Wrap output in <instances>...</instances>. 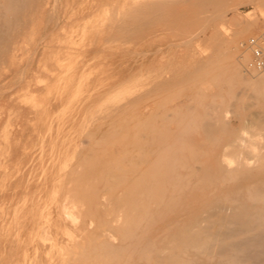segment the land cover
Returning <instances> with one entry per match:
<instances>
[{
  "label": "rangeland",
  "instance_id": "rangeland-1",
  "mask_svg": "<svg viewBox=\"0 0 264 264\" xmlns=\"http://www.w3.org/2000/svg\"><path fill=\"white\" fill-rule=\"evenodd\" d=\"M54 1L55 0H25V2H24V0H21L20 4H17V7H14L16 9V12H17L16 15L14 12H13L14 15L12 14V16L10 15L12 12H10L8 14L6 13L7 19L10 18V24L8 23L9 24L8 30H7V26L5 25L6 21H5V23L3 22V19L7 20L5 18L6 14H4V12L1 10V7H0V30L2 32L1 36L3 38L2 43H3L4 48L6 49L3 52V55L2 54L0 55V57H1L0 58V93H1V95H0V264H30V262H32L31 264H35L36 262L38 264H57L59 261H61V259H62L63 264H65L67 262V260L69 262H71L72 260L70 261V259H71L72 255H71V257L66 256L67 252H65V251H68V253L69 252L73 253V251H74V253H75V251H77L78 247H80V246H78L77 248L76 247L75 248L70 247L69 246L70 238H68V236H67L68 234L66 232L70 231L71 229L72 230L74 229L73 231H75L77 228H79V229H77L78 231L77 230L76 231L81 232L82 234L79 233V235L78 234L76 235V231H75V233L73 231H70L69 234L73 232L74 236H73V234H70V235L74 238L76 236L77 239H78L77 236H79V241L83 242V244H84V242H87V240H88L87 237L91 236L88 233L89 235L86 236V239L84 238L82 240V238H80V236L82 237V235H85V234H83V232L80 231V229H83L84 227L81 225V222H79L80 225L77 226V228L75 227L76 224L77 225L79 224V223H77L78 220L76 222V219H79V216L81 215V213H79V212L82 210H80V209H84V207L83 208L80 207L81 205H83L82 201H81L82 204H80L79 209H78V206H76V203H78V202H75V205H73L74 204L73 202L72 203L70 202L73 206H70V209L67 210L69 213L73 212L76 215L79 214L78 218H76L77 217L76 215L74 217L73 225L75 224V226H73L71 224V222H68V217H66L63 214L64 211L62 212V210L66 211V209L69 208L68 204H70L68 201H66L65 206H67V208L62 209L65 207V206L63 207V204H64L63 199L65 197L67 198L69 196L70 197L73 196V195L71 196L69 193L70 189L72 188L71 185L74 184V182H71V184L69 182L73 179V176L75 174V172H71V169L74 167V170H72V171H77L79 168L76 170V168H75L76 165L77 164L80 165L82 163V160L85 161L86 159L84 157L88 156L86 154H88L89 152L93 155V158H95V156H97V158H98L101 155L100 150L103 149L104 144L106 145L105 148L106 147L110 148L111 144L109 143L110 145H108L107 142H111V143L115 144V145L113 144V147H112V149L115 151L117 149L119 150V148L121 146H126V145L128 146L129 144L131 145V142L133 143V145H136V146H133V148H132V146H131V148H129L130 146L126 147V148H128L129 151L132 149H135L134 147H142V146L137 145V143H136L137 140H139V141L144 140L143 142L146 143L145 140H150V138H151L150 131L152 132L154 129H156V127L159 128L158 126H160V128H163V126H161L162 124L159 123V121H160L159 118H161V117H159V115L162 112V110L164 112L167 108L166 111L168 112V114L166 116L171 120L174 119V121L169 120V123L171 121L172 124H169V123L167 124L164 122L165 121L164 118L166 116L163 117V119H161L163 121V122L162 121L161 122L164 123L163 125L166 127V124H167V126L169 127V128L164 127L166 129L164 131H173V130H176V128H177V126H175L176 125L175 124L176 123L175 114L172 113L173 109L179 111V109L181 107L182 108L187 107V109L189 108L192 110L193 116L189 117L190 119L187 118L186 122L184 120L185 126H186V123H188L187 121H189V120L191 121L193 119L191 121V123L194 124V126L192 124H189L190 126L189 125L186 126V127L189 126V128H187V129H189V132L187 131L188 132L187 135L186 136L183 135V137H182L183 140L185 141V143L187 144V145L185 144L183 146L182 155L185 157L186 162L188 161V164L192 168L198 169V170L205 168L208 165H214L215 159H216V157H218L221 154L223 147H226L228 144H230V142L233 140V138L235 137L236 134H239L243 131H246V132H248V134L251 135L252 133L255 134L254 131L256 129H258V130H256V133H259V129L261 130V127L263 126L262 125L263 123H256L255 124L254 118H255V116L260 115L264 111V97H263L264 96V92H263L264 89L263 88H256L253 90V89L249 88L250 90L249 89L245 90L246 87H245L244 83L242 81H240L235 76L236 74L234 75L233 72H231L232 71L231 69H228V67L230 66L229 65L230 61L227 62V60H228L227 57H230V58H231V56L237 57L239 51L243 49L242 46H239L238 49H236L235 48L236 46L234 44H231L227 41L229 39V37L233 34V32L241 26V22L247 23L249 20L248 23H254V22L259 23V27L256 28L251 34H249L250 36L248 35V38L253 36L254 34L256 35L257 32L260 33L262 30H264V23L261 22L262 19L257 12L254 13V15L251 18H247L245 16L247 12L254 10L252 4H249V0H247V1L246 0H210V1H207V0H204V1L187 0L186 1L185 0L186 2H184V0H183V2H181L182 0H180L178 3H175V4L172 2L174 0H172L171 3H169L168 1H165V0H159L161 2L165 1V4L163 3L164 6L161 9V13L159 11L160 14L157 13L155 15V12H152L154 16L149 15L145 23L148 22L149 24H151L150 21H152V19L155 20V18L157 17L156 22H153L152 26L148 27V28L146 27L145 23H144L145 28H142V27H144V26H142L143 25L142 24L141 25L142 30L140 29V27H137L138 25L136 26V24H135L136 22L133 23V24H135L134 25L135 27L140 29L137 31L135 30L136 33L138 32L139 36L138 35L137 36L136 35L131 36V34H128V35H130V37L129 36L126 37V35H127L126 33H125L126 35L121 34L122 36L119 33H117V31H116L117 28H116L115 24H114L115 27L113 26L114 28L112 27L111 23H109V27H107L108 22L106 23L104 21V17H106L105 19H107V16H108V18H110L111 15L114 16L115 12H117V13L119 12V15L122 14L121 19H123V20L118 21L119 18L116 16H119V15L117 14V15H115L116 18H114L115 22H117V21L118 22H122V21L124 22L125 20H124L123 15L126 13L125 11L127 8V4L132 6L131 5L132 0H130V2H128L127 0H122V1L121 0H57L56 6L54 5L56 7V9L53 6ZM124 1H126L125 2L126 8L123 6L125 13L124 12L122 13V9H123L122 5H125V4H123ZM254 1L256 2V0H254ZM222 2H226V3H222ZM137 4H139V3H137ZM220 4H224V5H222L219 8V10H217V7H219ZM211 5L215 8V10H214V8H212ZM19 6H21V7L19 8ZM137 6L135 5V8H134V9L139 8L137 11L133 10V8H129V9L133 10V11L130 10L131 13L133 12V15L129 11V13L132 17L138 16L137 13H139L140 8L142 7V5H140V7L139 6L137 7ZM210 6H211V8H210ZM132 7H134V5ZM50 8L51 9L54 8V9L51 10ZM99 8H101L103 11L108 10V12H107L108 14L104 15L103 12L98 11V10H101ZM164 8H165V10H164ZM235 8H237V9H235ZM211 9L214 10L216 15L219 14V16H217V17L221 16L220 17L221 19L219 18L220 20L217 18L215 20L211 18L210 15L213 14V12H211L212 11ZM231 9H234L235 11H233ZM11 10L14 11V9H11ZM53 10H54L53 13H55L54 15H52ZM55 10H56V12H55ZM119 10H121V11H119ZM162 10H164L165 12ZM209 10H211V11H209ZM106 11H105V14H106ZM127 11H128V8H127ZM134 11H136L135 14H137V15H134ZM203 11H204V13H203ZM97 12H100V13L97 14ZM224 12L227 14H225V16L223 17ZM169 13H171L170 16L168 15ZM205 13H206V15L210 14L209 17L213 21L209 20L210 22L207 23L208 21L205 19H210V18L203 17V16H206V15H204ZM94 14L96 16L102 14V16H103L102 22L100 21L101 19L98 18L99 19L98 20ZM159 15H161V16H159ZM216 15L213 14L212 15L213 18H215ZM13 16H15V17H13ZM55 16L57 17V20H56ZM127 16H129L128 13H127ZM162 16L163 17L167 16L168 18L166 17L167 18L166 19L164 17L165 18L164 19ZM149 17H150V19H149ZM159 17H162V18H159ZM199 17H201V19ZM49 18H51V19H49ZM92 18L95 19L94 21H96V23L94 21H92ZM129 18H130V20H129ZM127 19L129 21H131L134 18L131 19V17H128ZM159 19H161V20H159ZM173 19H175V20H173ZM27 20H28V22H27ZM90 21H92V22H90ZM97 21H98V23H97ZM47 22H48V24H46ZM87 22L89 24L94 22L92 24V26L94 24H96V25L99 24V26H97V28L95 30V28H94L95 26H93V29H92L91 24L90 25L88 24L89 25L88 26ZM165 22L167 24H164ZM19 23H20V25H19ZM100 23H104V28H106V30H104L102 28L103 26L100 27V25H101ZM127 23H128V26L126 25L127 28L129 29V27H130L134 31V29H135L134 26L132 25V27H131L129 22H127ZM186 23H188V24H186ZM205 23L208 24L207 27L205 26ZM55 24H57V26ZM75 24H78V26H76ZM117 24L119 26L120 23H117ZM18 25H19V27H18ZM122 25L124 26V23H122L121 26ZM16 26H17V29H15ZM74 26H76V27H74ZM82 26L88 27V28H86V30H85V29H82L83 28ZM121 26H119V27H121ZM123 26H122V28H123L124 32L127 31V28L125 30ZM147 26H148V24H147ZM203 26H205L204 31L202 30V29H204V28H202ZM10 27H11V29L9 30ZM89 27L93 30V32L95 30V33H94L95 36H93L94 34L92 35L90 33L92 30H90ZM98 27L101 29V31H98L99 30ZM80 28L83 30V32ZM107 28H109L108 29L109 31H107ZM84 30L86 31V34H84V32H85ZM117 30H120V28ZM171 30H173V32ZM201 30H202V32H201ZM7 31H8V33L5 34ZM87 31H89L88 35H87V33H88ZM255 31H257V32H255ZM119 32L121 33L122 31H119ZM103 33H104V35H103ZM131 33H133V32H131ZM74 34L75 35L77 34L76 36H79L78 34H80V35L84 34V36H83L84 39H85V37L88 38V40H87V38L85 39L87 42L89 40H92L91 42L89 41L90 43L88 42L90 45L85 40H84V42H86L87 45H85L86 43L82 42V40H81V39H83L82 36H80V39L77 38L76 36H73L74 40L76 38L77 41L79 43H81L79 45L84 46V49H83V46H82V49L81 48L78 49L79 45L76 44L77 46L74 48L75 43H77V42L72 41L73 40L72 35H74ZM107 34H109V35H107ZM214 34L221 36V37H219L220 38L219 41H217L213 37ZM85 35H87V36H85ZM88 36H90L91 38ZM107 36H109V38ZM111 36H113V37H111ZM125 38H127V39H125ZM110 40L112 43H117V44L112 45V43H111L109 45L108 43H110V42H108V41H110ZM121 40H122V42H120ZM245 40H247V39H245ZM188 41H190V42H188ZM242 41H244V40H242ZM242 41H240V42H242ZM5 43H7L6 46H5ZM181 43H182V45H181ZM179 44H180V46H179ZM230 44H231V46L229 48H231V49L228 48V46ZM169 45L171 46L170 48H169ZM174 45L178 46V48L176 49L175 48L176 46H174ZM228 50H229V52H228ZM6 51H7V53H6ZM133 53H134V55H133ZM144 54H145V56H144ZM212 55H213V57H212ZM218 55L220 57H218ZM76 56H77V58H76ZM209 56L211 57L210 58V65L212 64L213 66L212 65L211 66L205 65L209 61V59H207V57H209ZM216 57H218L217 58V60H218L217 67H216V63H215L216 61L214 62V59ZM212 58H213V60H212ZM214 63H215V66H214ZM245 65L246 64H244V63L240 64V67H242V68L241 69L239 68L240 69L239 72L241 71V73H242ZM200 66H203L204 69L206 68L205 72L207 71V73H209V71H210V76L213 78V83H212V85L214 86L212 88L213 90L210 88H207V87H210L209 83H208L209 85H206V87H205V84L203 85V87H201L202 85L195 80H194L195 83H197V85L199 84L201 86L197 87L196 84L192 85L193 83L191 84V82L189 84V81L191 79H189V81L187 83V84H189L188 85L189 87L187 86V84L185 82H183V83L186 84L187 87L183 86V83H181L182 84V87H181V84H180V82H178V80L181 81V79H183V80L186 79L187 74L194 73V70H196L195 68L198 69V67H200ZM209 66H210V68H209ZM203 67L199 68V69H203ZM226 68L228 70H226ZM211 70H213L212 73L219 72V74L216 73L217 77H215V75L212 76L213 74H211ZM198 71H200V70H197V72ZM229 71H230V75L233 74L235 77H233V75H231V77H232L231 78L229 75ZM205 72H204V70H202L199 73L202 75L203 74L205 75L206 74ZM199 73H197V74L200 75ZM223 73H224V75H223ZM226 74L228 77L225 76ZM166 75L168 76L169 79L166 77ZM202 75H201V77L200 76H197V77H200L202 79V77L204 76V75L203 76ZM221 75H223V77ZM206 76H204V77H206ZM247 76H248V74H247ZM211 77H209L205 81L208 82V80ZM226 77H227V79H226ZM188 78H192V80H193L194 77H191V75H190ZM212 78L209 80V82H211ZM18 79H21V80H18ZM163 79L168 84L165 83L163 81ZM195 79H196V77H195ZM198 79H196V80H198ZM215 79H217V80L223 79V80H220V82H225V84L217 82ZM230 79H231V83L229 82ZM176 81L178 82V84H180L179 86H178V84L175 83ZM214 81L216 82L215 84H214ZM173 83H175L176 86H174ZM201 83H203L202 80H201ZM217 83H220V86H222V88H220L219 85L215 86ZM1 85H2V87H1ZM78 85H80L79 88L81 90V93L73 102H69V99H70L72 92L76 89V87ZM226 85H228V86H226ZM156 86L158 88H156ZM190 86L191 87L193 86V88H195V86H196V89L192 90L190 88ZM167 87H169L171 89L174 87V93L176 92V87L178 88L177 90H179L180 89L179 87H181L180 93L182 96L178 95L179 91H177L176 95L180 96V98L175 96V94H173L175 97H173L171 95L172 98L171 97H165V96H169V93L170 94L173 93V89H172V92L169 91V93L167 91L171 90V89L168 88L166 91L164 89H162V88H167ZM183 87L184 88L186 87L188 89H186V88L183 89ZM228 87H230L229 91H228ZM199 88H200V91H199ZM149 89H151V90H149ZM161 89H162L161 92H163V94L165 95V96L163 95V98H162V96L161 97L157 96L159 94L162 95L161 93H159V94L155 93L157 90H158L157 92H160ZM189 89H191V91H192V92H189L190 95L188 94V91H190ZM217 89H218V91H217ZM123 90L126 92L125 94H123V97H124L123 101L124 102L121 100L122 104H119L118 100L116 99L115 101L117 103L115 101H114V103H112L113 101H111V100L114 99L113 95H115L117 92H123ZM184 90H185V92H184ZM196 90H197V92H196ZM132 92H134V93H132ZM142 92L143 93L146 92V93H144L146 95H148V94L150 95V92H152V95H150V98L149 97H147V98L153 99V96H155V99H156V97H158V101L154 100V103H153V100H151V102H152L151 103L150 100L149 101L147 100L149 102L148 103L146 101V98L144 97L143 102L142 101L138 102V100L142 99V98L141 99L139 98L143 94ZM130 93H132V94H130ZM153 93H155V94L153 95ZM166 93L168 95H166ZM194 93L196 94L197 98L195 95H193ZM185 94H188V95H185ZM218 95H220V96H218ZM125 96H128V97H125ZM129 96H131V97H129ZM183 96H186V98ZM189 96H191V98ZM215 96L221 97L220 99H223L222 104H221V100L216 98ZM236 96H237V100L234 102V97H236ZM164 97L166 98L165 99L166 101H164ZM202 97H204V99ZM231 97H232V99H231ZM211 98H216V99H211ZM161 99H163V101ZM243 99H244V101H243ZM160 100L162 101L161 102L162 104L160 103ZM171 100H172L171 105L170 104L167 105L166 103L167 102L170 103ZM195 100H197L198 103H196ZM212 100L213 101L215 100L214 101L215 105H220V106L222 105V106L221 107L218 106V108H216L215 110H214V108H215L214 107L213 108L214 111L211 110L212 109V108H210L211 106L210 107H208V106L212 105V102H213ZM125 101H126V103L130 102L131 105H128V104L127 105L129 108L131 106H133V109H132V107L129 109L127 107V105H125ZM144 101L148 105L147 104L146 105L138 104L141 102H142V104H145ZM156 102H159V103H157L158 106H156ZM111 103L114 105L111 106L110 105ZM195 103H196V105H195ZM134 104H136V105H134ZM229 104H231L233 106L230 107ZM121 105H125L126 108L124 106L121 107ZM150 105H152V106H150ZM169 105H170V107L168 108ZM113 106H114V108H115V106H116V108H118L117 106H119L120 108H118V109L115 108V111H114V109H112ZM135 106L138 107V110H136L137 107L134 108ZM153 106H155L154 107L155 109L153 108ZM162 106L166 107L165 110H164V108H162ZM212 106H214V105H212ZM159 107L162 109V110L158 109L159 111H157V118L159 117L158 118L159 121L156 123L157 124L159 123V125L154 126V129H151L150 131H149L150 128L148 129L147 128L148 126L147 127L145 126V124L148 121L147 122L143 121V117L138 118L141 121L146 122L145 124L143 123V124L139 125L140 121L138 123V120L136 118H134L135 115L137 113L140 114V112L143 113L142 116H144V117L147 116L146 114H148V113L150 114V112L152 115V114H154V113H152V110L154 109L153 110V112H154ZM142 108H144V109H142ZM150 108L151 109L153 108V109L151 110ZM182 108L180 110H182ZM126 109H128L129 113L127 111L128 114L125 112L124 113L125 115H123V112ZM145 109L147 111H149V110L150 111L149 112L144 111ZM206 109H208L211 112L213 111L212 113L210 112L212 117H213V115L216 114L214 119L212 118L213 123L215 124L216 128L213 131L214 133L213 132L211 133L213 136L210 135V137H209L210 139L209 138L207 139L205 137V135L202 132L203 128L201 126L202 122L204 120L203 111L205 112ZM108 110L110 111V113L108 112ZM112 110L114 111L115 114L113 113ZM121 110H123V112ZM130 110H133L134 112H131ZM227 111H229V112H227ZM169 112L172 115H169ZM217 112H218V114H217ZM130 113H132V114H130ZM129 114L131 116H129ZM139 114H138V117L141 116V114L140 115ZM149 114L147 116L148 118L150 117ZM227 114L230 117L229 116L227 117ZM107 115L108 116L110 115V117H108ZM117 115H118V117H117ZM119 116H121V117H119ZM113 117H115L116 120L117 119H119V120L123 119L124 122L126 123V124L124 123L125 127L122 123L123 120H122V122L121 121L119 122V120H118L119 123L115 124V122L117 123V121L114 120L115 118L113 119ZM129 117H130V119H128ZM152 117L153 116H151V118ZM216 117H218V118H216ZM98 118L100 119V121H102L101 124H104V125L111 123L112 121L110 119H113L115 121V122H112V123H114V125L112 123H111L112 125H110V124L109 125L112 127L113 132L116 131V130H114L115 129L114 126L117 128L118 126H116V125H119V130L116 131L118 134L117 133H116L117 135L113 134L111 131L112 129H110L111 127H109V125H107L108 126L107 134L108 135L106 133L104 135L103 132H105L104 130L106 129L105 127H107V126L106 125H105V127H104V125L101 126ZM155 118H156V114H155L154 119ZM92 119L93 120L97 119L98 125H100V126H98L96 124L97 122L93 123ZM106 120H107V123H106ZM108 120H110V122ZM144 120H145V118H144ZM152 120H153V118H152ZM166 120H168V119H166ZM154 121H157V120H154ZM121 123H122V125H121ZM149 124H151V123L149 122ZM253 125L257 126V128L254 127ZM258 125L259 126L261 125V126L259 127ZM120 126H123V127H120ZM127 126L128 127L131 126V130L133 128H137L139 126H142L141 128L140 127L138 128L139 130L137 129L139 132L138 135H140V137L136 133L137 130L135 131L134 134L128 132L129 128L127 131L126 130ZM179 126H181V125H179ZM182 126H181V128H184ZM4 127H6V128H4ZM99 127H101V128L104 127V129L102 130ZM194 127L197 128L198 131L194 130L195 129ZM247 127H249V128H247ZM120 128H121V130H120ZM151 128H153V126ZM167 128H168V130H167ZM92 129L94 131L97 130L98 132H100V134H98L96 132L97 134L95 133L96 136L94 134L93 139L91 137V139L94 141V143H93V141H91L89 139L90 137L87 138L88 136H86V140H84L85 139L84 135L85 134L88 135V131L90 134H93V133H91V132H94ZM124 129H125V131H124ZM263 129L264 128H262V130L260 131V135H261L260 137L257 136L258 134L257 135L255 134V136L252 139H255L258 137L261 138L262 137L261 133H262ZM143 130H145L146 135L141 136V135H143V133H141ZM84 131H87V132H84ZM118 131L120 132V135L123 134V136L124 135H126V136L124 138L122 135L119 136ZM121 131H124V132L121 133ZM132 131H134V129ZM101 133H103V136H105L104 137L105 139H109L112 136V138H111L112 140L111 141L110 140L109 141L108 140L103 141V139H102L103 143L104 142L105 143L103 145H100L101 144V139H100L101 137L99 135H101ZM263 133H264V131H263ZM129 135H131L135 139L131 138ZM133 135H135L136 137ZM108 136H110V137H108ZM115 137H117L118 140L121 138L124 140L127 137V139L129 138V141H127V139H126L122 143L119 141H115V139H116ZM130 139H133L135 141H133V140L130 141ZM206 139L209 141H207ZM212 139L215 140L216 143H218L217 144L218 146L215 145L216 143L214 145H211L212 141H213ZM96 140H98V142L99 141L100 142L98 143V142H96ZM91 142L93 143V145L95 143L97 145H94V147H93ZM116 142L121 143V146H117L118 144H116ZM128 142H129V144H128ZM81 143L85 147L81 146ZM125 143H127V144H125ZM145 143H144L145 147H142L143 149L146 148ZM201 143H202L203 147H201L202 146ZM203 143L204 144L207 143V144L204 146ZM90 144H91V148H90ZM190 144L195 145L194 152H192V154L194 153L193 155L197 156L195 158L191 157V158H194L192 160V162L190 161L191 160L190 159L191 153L189 155ZM198 145H200V147H198ZM80 146L84 148V149L82 148L83 149L82 151H84V152L81 153V154H83L82 156L80 154V156H79L80 158H79L77 156L78 152L76 153L75 149H77L79 151ZM95 146H99V147H95ZM115 147H119V148L115 149ZM86 148H88V149H86ZM108 148H107L108 151L112 150L111 148H110L111 150ZM123 148H120V150L122 152L120 150L116 151L117 154L121 153V154H119L121 156H118L119 158L120 157L121 158L116 159V160L118 162H119V160H122L121 161L122 165H123V158H122V153H123L122 149ZM199 148H201V149H199ZM228 148H231V147L228 146ZM143 149H142V151H144ZM96 150L97 151L99 150L100 152L96 153L95 152ZM107 150H105V151H106V153H108V157L110 156V158H111V157H113V155L115 157L116 153L113 152V154H112L110 152L112 155L111 156L109 154V152H107ZM137 150H138V148H137ZM187 150H189V151H187ZM105 151H102V152L104 153ZM126 151H127V149H126ZM227 152H229V155H233L230 153V152H232L230 149H228ZM79 153H80V151H79ZM106 153H104V154H106ZM130 153H131V151H130ZM206 153H207V156H204ZM73 154H75V155L73 156ZM91 154H90V158L92 157ZM142 154L143 153H141L139 155L141 156ZM200 154L201 155L204 154L203 155L204 157L202 156L201 159H200V156H201ZM134 155H135V153L133 154V157H135L134 159L136 160L137 158ZM76 156L78 159H76ZM130 156L128 155V159ZM72 157H74V158H72ZM101 157H102V155H101ZM101 157L98 158L101 162V163L99 162V166L102 165L104 162L105 163L108 162V161L107 162L103 161L104 159H107L108 157H106V158L105 157L101 158ZM114 157H113V160H114ZM145 157H147V156H143V158H144L143 160H144V163H145V161L147 163L148 159H145ZM70 159H72V160L70 161ZM73 159H75V160H73ZM98 159H96V160L99 161ZM101 159H103V160L101 161ZM111 159L108 158V160H111ZM139 159H140V157H139ZM76 160H78V161L76 162ZM143 160L141 162H139L138 164L140 165L141 163H143ZM73 161H74V163H73ZM117 161H115V162L118 163ZM125 161L127 163V161H129V160H125ZM149 161L150 162L152 161V157ZM133 162L132 163L128 162L127 164L124 163V165L126 164L127 165L126 167H129V166L134 167L135 164L133 165ZM89 163H91V162L89 161ZM93 163H97V162H93ZM113 163L114 162L110 163L111 165H108V168L109 167L114 168V170L112 169V172L115 173V170L118 171V167L119 166L121 167V164L118 163V167H117V169H115L116 166H114ZM195 163L198 165H193ZM61 164H65V167L60 168ZM128 164H130V165H128ZM154 164H155V161H154ZM82 165L80 166V168L83 169ZM86 165H87V163H86ZM90 165L91 164H89V167H91ZM103 165H105V164H103ZM106 165H105V167L107 168ZM142 165L143 164H141L140 166L142 167ZM199 165L201 167L200 169L198 168ZM143 166L144 167L142 168V170L144 168L147 169L149 167H152V164H151V166H147V167L145 165H143ZM77 167H78V165H77ZM86 167H84V168H86ZM139 167H135V168H133V170L134 169L137 170V169H139ZM99 168L100 167H98L97 169L99 170ZM103 168H101V169H103ZM108 168H107V170H108ZM89 169L90 168H88V170ZM79 170L81 171V169H79ZM120 170H122V169H120ZM125 170H122V171L126 172ZM92 171L93 170H91V172ZM95 171H93V173H92L93 175L95 174L94 176H96ZM122 171H120L118 173H122ZM139 171L140 170H138L137 172H139ZM69 172H70V174H69ZM99 172H100V170H99ZM143 172H144V170H143ZM71 173L73 175L72 178H71ZM142 173L139 172V174H140V177L138 176L139 178H141ZM65 174H66V176H68L67 177L68 183H65L67 180L66 177L65 178L63 177ZM76 174H78V173H76ZM85 175L83 177H81V180H83V182L86 181L88 184H90V182H94L92 184L93 188H95L94 187L95 183L98 182L99 184L96 185L97 189L100 191V192H98V194L100 193L102 195L101 189H104L103 186L108 184V183H106L108 177L104 178L103 176H99V177H103L104 180L106 179L103 182L101 181V185H100V182H99L100 178H99V181L97 180V182H95L96 178H93V179H95L94 181H92V179H91V181H90V179L86 180V178L84 179V177H86ZM99 175H101V174H99ZM69 176H70L71 180H70ZM87 176H90V172H89V175H87ZM77 177L80 178V176H77ZM96 177H98V173H97ZM109 178H111V177H109ZM109 178H108V180L111 181V179H109ZM134 178H135V176H134ZM114 180H115V178L113 179V181ZM132 180H133V177H132ZM129 181L131 182V180H129ZM76 182L77 181H75V183ZM126 183H125L126 186L132 185L129 182H128L129 184H126ZM133 183H134V181H133ZM84 184L85 183L81 182V186ZM116 184H117V182H116ZM194 184L189 183L186 185L187 186L190 185V187H198L199 186L198 182L194 183ZM98 185H100V186H98ZM118 185H120V184L118 183ZM118 185H117V187H115V189H117V190H118ZM65 186L66 187L71 186L70 189L68 188V190H67L68 192H66V190H63V189H66ZM75 186H76V188L78 187L77 183ZM119 187L121 188L123 186H119ZM155 187H156V185H155ZM168 187H170V186H168ZM52 189L55 190V193L53 195L51 194ZM71 190H73V189H71ZM78 190H79V188H78ZM86 190H88V189H86ZM96 190L92 191V193L97 192ZM104 190L106 191L107 189L105 188ZM61 192H63V193L59 195V193H61ZM64 192H66V193H64ZM71 192H73V191H71ZM112 192L115 193V191H112ZM79 193H81V191ZM84 193H88L90 195L89 192H84ZM106 193H107V191H106ZM100 194L98 196L99 199L104 200V198L103 199L100 198L101 197ZM108 194L109 193H107V195ZM62 195L64 196V198ZM166 195L168 196V195H170V193H167ZM202 195L203 194L201 192L195 191V192H189L185 196L193 199V198H198ZM204 195H207V193L205 192ZM75 196H77V195H75ZM108 196H111V195H108ZM70 197H69V199L67 198L65 200H71ZM73 198L76 199L74 196H73ZM87 198H88L87 200L85 198V202L83 201L84 203H86V201L88 203L90 201H92V200L88 201L89 198H91V197H87ZM62 202H63V204H62ZM90 203H89V206L92 205V208L90 207L91 214L88 213L87 215H89L91 218L92 213H93V215H94V213H97V215H99V217L96 215V218L99 221L101 220L100 225L103 224L101 222H104L106 219V215L104 216V211H106L105 210L106 208H104V210L101 209V210H97V212L96 211L94 212V210H96V208L94 209V206H93L94 203H92V204H90ZM86 204H85V208H86ZM108 205H110V204H108ZM15 207H17L16 210H14ZM73 207H75L76 209H78V211L79 210L80 211L77 213ZM108 207L109 206H107V209H108ZM87 208H88V205H87ZM84 210H85V214H86V211H88V210H86V209H84ZM70 211H72V212H70ZM15 212H16V214H14ZM105 213H108V211ZM103 216L105 217V219L103 218ZM66 218H67V221H66ZM92 219H94V218H92ZM95 219H94V221H96ZM15 220H16V222H15ZM82 220H83V218L79 219V221H82ZM69 221H72V220L69 219ZM85 221H88L87 217H86V220L84 219L83 222H85ZM90 221H92V220H90ZM15 225H16V228H15ZM93 225H94V222H93ZM44 226H46V227H44ZM46 228H47V230H46ZM68 229H70V230H68ZM91 229H94V227L91 226ZM42 230H43V232H42ZM35 234L37 236L32 237L33 235L35 236ZM48 235H49V237H48ZM41 237L45 238V240H41ZM46 238H48L47 239L48 241L46 240ZM84 240H86V241H84ZM45 241H47L48 244ZM62 241H63V243H62ZM64 241L67 244L66 243L64 244ZM60 244H61V246H62V244L64 245L63 248L60 247ZM80 244H82V243H80ZM67 246L70 249L72 248L71 249L72 251ZM81 246H84V245H81ZM35 249H37V250H35ZM87 249H86V251H87ZM47 250H49V251H47ZM35 251H36V253H35ZM63 252H64V254H62V255L68 257V259L64 258V256L61 257V253H63ZM70 253L68 254L69 256H70ZM45 254L47 255L48 258H42V256L43 257L46 256ZM79 254H81L80 251L77 255L78 258L80 256ZM35 255H37V256L39 255V256L37 257ZM32 257H34V258H32ZM60 257H61V259H60ZM81 257H82V255H81ZM43 260H45V261H43ZM54 260H55V262H54ZM77 260L79 263L80 259H77ZM56 261H57V263H56ZM73 261H72L73 263H71V264H75L76 259H73ZM83 261H84V263L83 262L82 263L85 264L84 259H83ZM69 262H67L66 264H68ZM82 263H79V264H82ZM59 264H61V262Z\"/></svg>",
  "mask_w": 264,
  "mask_h": 264
},
{
  "label": "bare ground",
  "instance_id": "bare-ground-1",
  "mask_svg": "<svg viewBox=\"0 0 264 264\" xmlns=\"http://www.w3.org/2000/svg\"><path fill=\"white\" fill-rule=\"evenodd\" d=\"M20 1L21 0H0V7H1V10L4 12V14H8V13H10V12H12L10 15L12 16V14H13V12L15 13V15H16V9L14 8V7H17V4H20ZM122 1V0H121ZM128 2H130V0H127ZM165 1H168L169 3H171V1L172 0H165ZM165 1L164 2H161V1H159V0H132V2H131V5L133 6L134 5V7H132V6H130L129 4H127V8H128V11H127V8H126V1H124V3L123 4H125V5H122V8H123V6L126 8V11L124 10V8L122 9V13L124 12L125 14L123 15V17H124V22L122 21V22H118V21H121V20H123V19H121L122 18V14H120L119 15V12L117 13V12H115V14H114V16L113 15H111V19L110 18H108V16H107V19H105L106 17H104V21L107 23V27H109V23H111L112 24V27L114 26V24H115V26H116V28L117 29H119L120 28V30H117L116 29V31H117V33H119L120 35L121 34H123V35H126V37H130V35H128V34H131V36H139V34H138V32L136 33V31L137 30H140L141 29V25L142 26H144V23L146 22V20H147V18H148V16L149 15H153V13L152 12H155V15L158 13V14H160L161 13V9H162V7L164 6V4H165ZM180 0H174V1H172L174 4L175 3H178ZM187 1V0H186ZM185 0H184V2H186ZM199 1H204V0H199ZM207 1H210V0H207ZM247 1V0H246ZM24 2H25V0H24ZM91 2V1H90ZM89 2V3H90ZM118 2V1H117ZM127 2V3H128ZM181 2H183V0L181 1ZM56 3H57V0H55L54 1V4H53V6L55 5L56 6ZM133 3V4H132ZM137 3H139V4H137ZM141 3V4H140ZM164 3V4H163ZM167 3V2H166ZM172 3V4H173ZM222 3H226V2H222ZM103 4V3H102ZM101 4V5H102ZM173 4V5H174ZM249 4H252V6H253V9L254 10H252V11H249V12H247L246 13V17L247 18H251L253 15H254V13H258L259 15H260V17H261V19H262V23H264V0H256V2L254 1V0H249ZM89 5V4H88ZM130 7H129V6ZM135 5L137 6H139L140 7V5H142V7L140 8V10H139V13H137L138 14V16H131L130 15V13H131V11H133V10H138V9H134L135 8ZM167 5V4H166ZM222 5H224V4H220V6L219 7H217V10H219V8L222 6ZM248 5V4H247ZM54 6V7H55ZM81 6V5H80ZM137 6V7H138ZM212 6V5H211ZM211 6H210V8H211ZM21 6H19V8H20ZM29 7V6H28ZM120 7V6H119ZM30 8V7H29ZM90 8V7H89ZM105 8V7H104ZM121 8V7H120ZM129 8H133V10H131V9H129ZM212 8H214L213 6H212ZM234 8V7H233ZM11 9H14V11H12ZM51 9V8H50ZM52 9H54V8H52ZM51 9V10H52ZM55 9H56V7H55ZM99 9H101V8H99ZM119 9V8H118ZM235 9H237V8H235ZM20 10V9H19ZM105 10V9H104ZM131 10V11H130ZM164 10H165V8H164ZM164 10H162V11H164ZM212 10V9H211ZM211 10H209V11H211ZM214 10H215V8H214ZM214 10H212L211 12H213V14L214 15H216L215 14V12H214ZM231 10H233V11H235L234 9H231ZM98 11H101V12H103V14L104 15H107L108 13V10L106 11V14H105V11H103L102 9L101 10H98ZM119 11H121V10H119ZM129 11H130V13H129ZM136 11H134V15H137V14H135L136 13ZM158 11V12H157ZM159 11H160V13H159ZM238 11V10H237ZM50 12V11H49ZM54 12V10L52 11V13ZM55 12H56V10H55ZM165 12V11H164ZM98 13H100V12H97V14ZM127 13L129 14V16H127ZM152 13V14H151ZM203 13H204V11H203ZM7 14H6V19H7ZM49 14V13H48ZM55 13H53L52 15H54ZM119 15V16H116V17H118L119 19H118V21L117 22H115V19L114 18H116L115 17V15ZM132 15H133V12L131 13ZM166 14V13H165ZM164 14V15H165ZM212 14V13H211ZM212 14V15H213ZM224 15H223V17L225 16V14H227V13H223ZM14 15V14H13ZM93 15V14H92ZM95 15V14H94ZM169 16L171 15V13H169L168 14ZM167 15V16H168ZM203 15V14H202ZM204 15H206V13L204 14ZM210 15V14H209ZM209 15L207 14L206 16H203V17H207V18H210L209 17ZM212 15H210L211 16V18L212 19H219L220 17H217V16H219V14L218 15H216V17L215 18H213V16ZM222 15V14H221ZM49 16V15H48ZM121 16V17H120ZM154 16V15H153ZM159 16H161V15H159ZM166 16V17H167ZM188 16V15H187ZM235 16V15H234ZM237 16V15H236ZM13 17H15V16H13ZM53 17V16H52ZM56 17V16H55ZM95 17H97V19L98 18H100L101 20V22H102V14H100V15H95ZM128 17H131V19H133V20H131V21H129L130 20V18H129V20L127 19ZM136 17V18H135ZM163 17V16H162ZM162 17H159V18H162ZM165 17V16H164ZM163 17V18H164ZM165 17V18H166ZM180 17V16H179ZM202 17V16H201ZM201 17H199L200 19H201ZM94 18V17H93ZM92 18V21H94L95 19H93ZM126 18V19H125ZM164 18V19H165ZM168 18V17H167ZM166 18V19H167ZM175 18V17H174ZM211 18L210 19H205V20H207L208 22L207 23H209L210 21L209 20H211ZM49 19H51V18H49ZM54 19V18H53ZM89 19V18H88ZM109 19V20H108ZM149 19H150V17H149ZM156 19H157V17L155 18V20L154 19H152V21H150L151 22V24H149L148 22L147 23H145V25H146V27L148 28V27H151L152 26V23L153 22H156ZM221 19V18H220ZM219 19V20H220ZM56 20H57V17H56ZM99 20V19H98ZM113 20V21H112ZM135 20V21H134ZM159 20H161V19H159ZM170 20V19H169ZM173 20H175V19H173ZM172 20V21H173ZM5 21H6V26H7V30H8V27H9V24H10V18L9 19H7V20H5V19H3V22L5 23ZM9 21V22H8ZM52 21V20H51ZM82 21V20H81ZM85 21V20H84ZM92 21H90V22H92ZM99 21V22H100ZM111 21V22H110ZM165 21V20H164ZM192 21V20H191ZM211 21H213V20H211ZM22 22V21H21ZM24 22V21H23ZM27 22H28V20H27ZM95 23H96V21H94ZM93 22V23H94ZM127 22H129V24L131 25V27H132V25L134 26L135 24H136V26L137 27H140V29L139 28H137V27H135L134 26V31L129 27V29L131 30H129L128 28H127V26H128V23ZM131 22V23H130ZM136 22V23H135ZM171 22V21H170ZM248 22H249V20H248ZM244 23V22H241V26L238 28V29H236L234 32H233V34L229 37V39L227 40L229 43H231V44H234L236 47V49H238V47L239 46H242L243 45V43H244V41H246L245 39H248V35L249 34H251L256 28H258L259 27V23L258 22H254V23ZM3 23V24H4ZM9 23V24H8ZM57 23V22H56ZM80 23V22H79ZM78 23V24H79ZM93 23H90L91 24V27H92V29H93V26H95L94 28H95V30H96V28H97V26H99V24H94L93 26H92V24ZM97 23H98V21H97ZM117 23H120L119 24V26H121V24L122 23H124V29L126 30V28H127V31H125L124 32V30H123V28H122V26L121 27H119L118 26V24ZM133 23H135V24H133ZM207 23H205V26L207 27ZM46 24H48V22L46 23ZM78 24H75L76 26H78ZM86 24V23H85ZM89 23L87 22V25H88ZM89 24V25H90ZM101 25H100V27L101 26H103L102 28L104 29V30H106V28H104V23H100ZM103 24V25H102ZM110 24V25H111ZM147 24H148V26H147ZM164 24H167L166 22L164 23ZM172 24V23H171ZM181 24V23H180ZM186 24H188V23H186ZM19 25H20V23H19ZM19 25H18V27H19ZM56 26H57V24H55ZM88 25V26H89ZM127 25V26H126ZM150 25V26H149ZM169 25V24H168ZM184 25V24H183ZM55 26V27H56ZM76 26H74V27H76ZM86 26V25H85ZM114 26V27H115ZM179 26V25H178ZM205 26H203L202 28H204V29H202L203 31L205 30ZM83 27V26H82ZM113 27V28H114ZM182 27V26H181ZM86 28H88V27H83L82 29H85L86 30ZM90 28V27H89ZM99 28V27H98ZM112 28V29H113ZM122 28V29H121ZM142 28H145V26L144 27H142ZM172 28V27H171ZM170 28V29H171ZM11 29V27L9 28V30ZM15 29H17V26L15 27ZM81 29V28H80ZM81 29V30H82ZM91 28H90V30H92ZM109 28H107V31H109L108 30ZM80 30V31H81ZM84 30V31H85ZM89 30V31H90ZM95 30H94V32H93V30L90 32L92 35L95 33ZM98 30V29H97ZM136 30V31H135ZM142 30V29H141ZM202 30H201V32H202ZM15 31V30H14ZM89 31H87L88 33H87V35L89 34ZM98 31H101V29L99 28V30ZM97 31V32H98ZM119 31H122L121 33L119 32ZM172 32H173V30H171ZM170 31V32H171ZM176 31V30H175ZM184 31V30H183ZM258 31V30H257ZM257 31H255V32H257ZM82 32H83V30H82ZM104 32V31H103ZM130 32V33H129ZM131 32H133V33H131ZM171 32V33H172ZM200 32V31H199ZM8 33V31L5 33V34H7ZM15 33V32H14ZM108 33V32H107ZM111 33V32H110ZM126 33V34H125ZM177 33V32H176ZM183 33V32H182ZM81 34V33H80ZM80 34H78L79 36H76L75 34L74 35H72V39H73V36H76L77 38H79L80 39V36H84V34H86V31L84 32V34H82V35H80ZM141 34V33H140ZM169 34V33H168ZM180 34V33H179ZM257 34H258V32H257ZM2 32H1V30H0V55L2 54L3 55V52L6 50L5 48H4V46H3V43H2ZM11 35V34H10ZM87 35H85V36H87ZM102 35V34H101ZM103 35H104V33H103ZM107 35H109V34H107ZM255 35V34H254ZM93 36H95V34L93 35ZM92 36V37H93ZM122 36V35H121ZM250 36V35H249ZM45 37V36H44ZM81 37V38H82ZM88 37H90V36H88ZM108 38H109V36H107ZM111 37H113V36H111ZM205 37V36H204ZM213 37L217 40V41H219V37H221V36H218L217 34H214L213 35ZM87 37H85V39H86ZM91 38V37H90ZM107 38V39H108ZM123 38V37H122ZM71 39V40H72ZM84 37H83V39H81L82 40V42H84ZM115 39V38H114ZM125 39H127V38H125ZM192 39V38H191ZM194 39V38H193ZM223 39V38H222ZM87 40H88V38H87ZM242 40H244V41H242ZM31 41V40H30ZM43 41V40H42ZM72 41H74V42H77V43H75V46H74V48L77 46V45H79V44H81V43H79L78 41H77V39L75 38V40L73 39ZM86 41V40H85ZM90 42L92 41V40H89ZM88 41V42H89ZM127 41V40H126ZM223 41V40H222ZM240 41H242V42H240ZM8 42V41H7ZM87 42V41H86ZM86 42H84V43H86ZM87 42V43H88ZM89 42V43H90ZM103 42V41H102ZM108 42H110V43H108L109 45L112 43L111 42V40L110 41H108ZM120 42H122V40L120 41ZM188 42H190V41H188ZM41 43V42H40ZM83 43V44H84ZM87 43L85 44V45H87ZM88 43V44H89ZM104 43V42H103ZM6 44L7 43H5V46H6ZM77 44V45H76ZM113 44H117V43H112V45ZM188 44V43H187ZM221 44V43H220ZM231 44L228 46V48L231 46ZM90 45V44H89ZM178 45V44H177ZM181 45H182V43H181ZM71 46V45H70ZM81 46V47H80ZM82 46L83 45H79V48L78 49H82ZM106 46V45H105ZM174 46H176V45H174ZM179 46H180V44H179ZM186 46V45H185ZM171 46L169 45V48H170ZM176 49L178 48V46H176L175 47ZM83 49H84V46H83ZM175 49V50H176ZM216 49V48H215ZM229 49H231V48H229ZM235 49V50H236ZM243 50V51H242ZM242 50H240L239 51V53H238V56L237 57H234V56H231V58L230 57H227L228 58V60H227V62H229V67H228V69H231L230 71L231 72H233V74L240 80V81H242L243 83H244V85H245V90L247 89H249V88H251V89H256V88H263L264 89V74H257V73H255V72H252V71H250V70H248L247 69V63H248V60H249V53L247 52V50H245L244 48L242 49ZM8 51V50H7ZM7 51H6V53H7ZM158 51V50H157ZM160 51V50H159ZM238 51V50H237ZM236 51V52H237ZM228 52H229V50H228ZM232 52V51H231ZM215 53V52H214ZM235 53V52H234ZM157 54V53H156ZM133 55H134V53H133ZM138 55V54H137ZM143 56V55H142ZM144 56H145V54H144ZM217 56V55H216ZM230 56V55H229ZM212 57H213V55H212ZM218 57H220L219 55H218ZM218 57H216L215 59H214V62L216 63V67H217V62H218V60H217V58ZM1 58V57H0ZM76 58H77V56H76ZM79 58V57H78ZM210 56L209 57H207V59H209V61H208V63L207 64H205V65H210ZM230 58V59H229ZM83 59V58H82ZM232 59V60H231ZM205 60V59H204ZM212 60H213V58H212ZM211 60V61H212ZM221 60V59H220ZM202 61V60H201ZM215 63H214V66H215ZM246 64L245 66H244V70L242 71V73H241V71L239 72V70L242 68V67H240V64ZM76 65V64H75ZM204 65V66H205ZM212 65V64H211ZM210 65V66H211ZM210 66H209V68H210ZM213 66V65H212ZM228 66V65H227ZM226 66V67H227ZM203 66H200V67H198V69L197 68H195L196 70H194V73H190V74H187V78L191 75V77H194L193 78V80H192V78H186V79H181V81L180 80H178V82H180V84L181 83H183V82H185L186 84L188 83V81H189V79H191L190 81H189V84H190V82H191V84L192 85H194V84H196V86L197 87H199V86H201V87H203V85L205 84V87H206V85H209L210 84V87H207V88H210V89H212L214 86L212 85V83H213V78L210 76V71H209V73H207V71L205 72V69H204V67H203V69H199V68H202ZM206 67V66H205ZM219 67V66H218ZM231 67V68H230ZM74 68V67H73ZM208 68V67H207ZM240 68V69H239ZM225 69V68H224ZM227 68H226V70H228ZM197 70H200V71H202V70H204V72L206 73L204 76H206V77H204L202 74H200L199 72L200 71H198L197 72ZM176 71V70H175ZM196 71V72H195ZM230 71H229V75H230ZM165 72V71H164ZM182 72V71H181ZM213 72V70H211V74H213L212 76H214L215 75V77H217L216 76V73H218L219 74V72H216V73H212ZM161 73V72H160ZM169 73V72H168ZM178 73V72H177ZM197 73H199L200 75H198ZM170 74V73H169ZM233 74H231V75H233ZM247 74H248V76H247ZM23 75V74H22ZM189 75V76H188ZM201 75L203 76L202 77V79L200 78L201 77ZM223 75H224V73H223ZM223 75H221L222 77H223ZM231 75H230V77H231ZM233 75V77H235ZM150 76V75H149ZM197 76H200V77H197ZM220 76V77H221ZM225 76H227V74L225 75ZM21 77V76H20ZM153 77V76H152ZM166 77L168 78V76L166 75ZM195 77H196V79H198V80H196L195 79ZM209 77H211L212 78V80H211V82H209V80L211 79H209L208 80V82L207 81H205V80H207ZM228 77V76H227ZM227 77H226V79H227ZM159 78V77H158ZM181 78V77H180ZM205 78V79H204ZM232 78V77H231ZM169 79V78H168ZM179 79V78H178ZM18 80H21V79H18ZM144 80V79H143ZM162 80V79H161ZM197 81V82H199L201 85H197V83H195V81ZM201 80L203 81V83H201ZM217 82H220V80H223V79H215ZM163 81H164V79H163ZM162 81V82H163ZM187 81V82H186ZM165 83H167L166 81H164ZM163 82V83H164ZM178 82L176 81L175 83L176 84H178ZM230 83H231V79H230V81H229ZM228 82V83H229ZM175 83H173L174 84V86H176L175 85ZM209 83V84H208ZM216 82L214 81V84H215ZM220 83H224L225 84V82H220ZM220 83H217L215 86H220ZM5 84V83H4ZM168 84V83H167ZM180 84H178V86L180 85ZM186 84H184L183 83V86H186ZM189 84H187V86L189 85ZM141 85V84H140ZM223 85V84H222ZM230 85V84H229ZM79 86L80 85H78L77 87H76V89L72 92V94H71V96H70V99H69V102H73L78 96H79V94L81 93V90H80V88H79ZM172 86V85H171ZM170 86V87H171ZM177 86V87H178ZM186 86V87H187ZM196 86H195V88H193V86L191 87L190 86V88L192 89V90H194V89H196ZM226 86H228V85H226ZM1 87H2V85H1ZM151 87V86H150ZM176 87V92L177 91H179L178 92V95H181V87H182V84H181V87H179L180 89L179 90H177L178 88ZM185 87V88H186ZM189 87V86H188ZM124 88V87H123ZM149 88V87H148ZM156 88H158L157 86H156ZM161 88V87H160ZM169 87H167V88H162V89H164L165 91L168 89ZM184 87H183V89H185ZM220 88H222V86H220ZM229 88L230 87H228V91H229ZM162 89L160 90V92H155V93H157V94H159V93H161L162 95H157V96H162V98H163V92H161L162 91ZM169 89H171V88H169ZM172 89H173V93H169V91H171L172 92ZM171 90H168L167 92L169 93V96H165V97H171L172 98V96L173 97H175V96H177V97H179L180 98V96H178V95H176V92L174 93V87L172 88ZM186 89H188V88H186ZM191 89H189L190 91H188V94L190 95V93L189 92H192L191 91ZM219 89V88H218ZM218 89H217V91H218ZM129 90V89H128ZM149 90H151V89H149ZM207 90V89H206ZM213 90V89H212ZM220 90V89H219ZM250 90V89H249ZM164 91V92H165ZM199 91H200V88H199ZM221 91V90H220ZM183 92V91H182ZM184 92H185V90H184ZM183 92V93H184ZM195 92V91H194ZM196 92H197V90H196ZM205 92V91H204ZM264 92V91H263ZM126 92L123 90V92H117L115 95H113L114 96V99H112L111 101H113L112 103H114V101L117 99L118 100V102H119V104H122L121 102L123 101V99H124V97H123V94H125ZM132 93H134V92H132ZM132 93H130V94H132ZM143 93V92H142ZM144 93H146V92H144ZM142 94L139 98L141 99V100H138V102H140V101H142L143 102V100H144V97L146 98V101L148 100H150V102H151V100H153V103H154V100H157L158 101V97H156V99H155V96H153V99L151 98V99H149L150 98V95H152V92H150V95L148 96V95H146V94ZM155 93H153V95L155 94ZM180 93V94H179ZM220 93V92H219ZM244 93V92H243ZM173 94H175V96L173 95ZM188 94H185V95H188ZM0 95H1V93H0ZM166 95H168L167 93H166ZM172 95V96H171ZM184 95V94H183ZM193 95H195L196 96V94L194 93ZM204 95V94H203ZM227 95V94H226ZM121 96V97H120ZM133 96V95H132ZM182 96V95H181ZM218 96H220V95H218ZM259 96V95H258ZM117 97V98H116ZM125 97H128V96H125ZM129 97H131V96H129ZM147 97H149V98H147ZM164 97V101H166L165 98ZM183 97H185L186 98V96H183ZM190 98H191V96H189ZM216 97V96H215ZM228 97V96H227ZM233 97V96H232ZM232 97H231V99H232ZM264 97V96H263ZM178 98V99H179ZM195 98V97H194ZM196 98H197V96H196ZM200 98V97H199ZM203 99H204V97H202ZM216 98H218V99H220L221 97H216ZM216 98H211V99H216ZM120 99V100H119ZM168 99V98H167ZM170 99V98H169ZM184 99V98H183ZM188 99V98H187ZM122 100V101H121ZM131 100V99H130ZM162 101H163V99H161ZM160 100V103L162 102ZM221 100V104H222V100L223 99H220ZM237 100V96L236 97H234V102ZM147 101V102H148ZM177 101V100H176ZM175 101V102H176ZM182 101V100H181ZM196 101V103H198L197 102V100H195ZM213 101V100H212ZM211 101V102H212ZM215 101V100H214ZM212 102V105H214V106H212V105H209L208 107H210V108H212L211 110H213V108H214V110L216 109V108H218V106L219 107H221L220 105H215V102ZM243 101H244V99H243ZM116 102V101H115ZM124 102V101H123ZM132 102V101H131ZM142 102L141 103H138V104H140V105H146L147 103L145 102V104H142ZM174 102V103H175ZM233 102V101H232ZM110 104L111 106L112 105H114V104ZM117 103V102H116ZM133 103V102H132ZM149 103V102H148ZM152 103V102H151ZM150 103V104H151ZM157 103H159V102H156V106H158L157 105ZM164 103V102H163ZM166 103V102H165ZM171 103H172V100L170 101V103H166L167 105L168 104H170L171 105ZM196 103H195V105H196ZM131 105V103L129 102V103H126V101H125V105ZM162 104V103H161ZM233 104V103H232ZM98 105V104H97ZM125 105H121V107L122 106H124L125 107ZM128 105H127V107H128ZM134 105H136V104H134ZM148 105V104H147ZM166 105V106H167ZM170 105L168 106V108L170 107ZM198 105V104H197ZM230 105V107L231 106H233V105H231V104H229ZM110 106V107H111ZM150 106H152V105H150ZM149 106V107H150ZM190 106V105H189ZM188 106V107H189ZM247 106V105H246ZM118 108H120L119 106H117ZM132 107V109H133V106H131ZM130 107V108H131ZM137 106H135L134 108H136ZM155 106H153V108H154ZM161 107V106H160ZM157 108V110L156 111H154L153 112V110L155 109H151L152 110V113H154V114H152L151 115V112H150V119L147 117L148 116V114H146L147 116L146 117H144V116H142L143 115V113H141L140 112V114H141V116L140 117H138V114L139 113H137L136 115H135V117L134 118H136L137 120H138V123H139V121H140V124L139 125H141V124H145L147 121V123L145 124V126L149 129V131L151 130V129H154V126H158L159 125V123L160 124H162L161 126H163V128H160V126H158L159 128H157L156 127V129H154L152 132L150 131V134H151V138H150V140H145L146 141V143L145 142H143V141H139V140H137L136 141V143H137V145L138 146H142V147H145L144 146V143H145V145H146V148L145 149H143L142 147H134L135 149H132V150H130L131 151V153H130V151L128 150V148H126V147H129V148H131V146H132V148H133V146H136V145H133V143L131 142V145L129 144V142H128V146L126 145V146H121V143H117L116 142V144H118L117 146H121L120 148H123L122 150H123V153H122V158H123V165L121 164L122 162V160H119V162L116 160V159H120L118 156H121V155H119V154H121V153H119V154H117V152L116 151H119L120 150V148L119 147H115V149H117V148H119V150L117 149L116 151L115 150H113L112 149V147H113V144L114 143H111V142H107L108 143V145H110L111 144V146H110V148L112 149H110V148H108V147H106L105 148V142L103 143V141L105 140V141H111L112 139V136H111V138H109V139H105L104 137L105 136H103V133H104V135H105V133L107 134V132H108V126L107 125H114V123H112V122H115L114 120H116V118L115 117H113V119H110L112 122V124L111 123H109V124H105L107 127H105V125L104 124H101L102 123V121H100V119H99V122H100V125L101 126H103L104 125V127L106 128L104 131L105 132H103V133H101V135H99L101 138V144L100 145H103L104 147H103V149L102 150H96L95 152L97 153V152H100L101 153V155H102V157L104 158H106V157H108V153H106V151L105 150H107V148L108 149H110L111 151H108L107 150V152H109V154L111 155V153L113 154V152L114 153H116L115 154V157H114V155H113V157H114V160L115 161H117L119 164H121V167L119 166L118 167V163H116L114 160H113V157H111L110 158V156L108 157L109 159H111V160H108V158L107 159H101V161L103 160V161H108L107 163H103V164H107L106 166H107V168H108V165H111L110 163H112V162H114L113 163V165L114 166H116V168L115 169H117V167H118V171L117 170H115V173H113L112 172V169L114 170V168H112V167H109L108 168V170H107V168L105 167V165H100L99 166V162H100V160L98 159L99 157H101V155L97 158V156H95V158H93V155L89 152L88 154H86V155H88V156H86V157H84L86 160V162L84 161V160H82V163L79 165V164H77L78 165V167H77V165H76V170L79 168V169H81V171L79 172L78 170L77 171H72V170H74V167L71 169V172H75V174H74V176L72 175V173H71V178H72V176H73V179L71 180V178H70V176H69V178H70V184H71V182H74V184H72L71 186H72V188L71 189H73V190H71L70 189V187L71 186H65V188L66 189H63V190H66V192H68L67 190H68V188L70 189V191H69V193H70V195L72 196H74L76 199H74L73 198V196L72 197H70V199L71 200H65V199H69V197H65L64 198V196H63V201H64V204H63V202H62V204H63V207L65 206V204H66V201H68L69 203L71 202H73L74 204L73 205H75V202H78V203H76V206H78V209H79V206H80V204H82L83 203V205H81L80 207L81 208H83L84 207V209H86V210H88V211H86V214H85V210L84 209H80V210H84L83 212L82 211H78V209H76L75 207H73L74 209H75V211L78 213H81V217L79 216V214L78 215H76V214H74L72 211H70V212H72V213H69L67 210L68 209H70V206H73L71 203L70 204H68L69 205V208H67V206H65L64 208H62V209H65V208H67L66 209V211L65 210H62V212L64 211V215L66 216V217H68V222H71V224L73 225V221H74V217H75V215L77 216L76 218H78V216H79V219H82L83 218V220L82 221H79V219H76V222H77V220H78V222L77 223H79V222H81V225L84 227L83 229H80V231H82L83 232V234H85V235H82V237L80 236V238H82V240L85 238L86 239V236H88L89 234L91 235V236H89V237H87V242H84V244H83V242H80L79 241V236H77L78 237V239L76 238V236H75V238L77 239H75L74 237H72L70 234H73V236H74V233H75V231L77 230V229H79V228H77V226H79L80 225V223L77 225L76 224V226H75V224L73 225V226H75L76 228V230L75 231H73L72 229L70 230V229H68V230H70V231H73L72 233H70L69 234V232L70 231H67L66 233L68 234L67 236H68V238H70V244H69V246L70 247H73V248H77L78 246H80V247H78V249H77V251H75V253H74V251H73V253H70V256L68 255L69 253H68V251H65V252H67V254H66V256H68V257H71V255H72V257H71V259H70V261L72 260L73 261V259H76V262H75V264H77L78 263V260L77 259H80L79 260V263H84V261H83V259L85 260V264H264V133H263V131H264V129H263V131H262V137L261 138H259L261 135H260V131L262 130V128H264V111L260 114V115H257V116H255V118H254V120H255V124L256 123H263L262 125V127H261V130L259 129V133H256V130H258V129H256L254 132H255V134L257 135V136H259L258 138H255V139H252L254 136H255V134L254 133H252L251 135L250 134H248V132H246V131H243V132H241V133H239V134H236L235 135V137L233 138V140L230 142V144H228L226 147H223V149H222V152H221V154L218 156V157H216V159H215V164L214 165H208V166H206L205 168H202V169H200L201 167H200V165L198 166V168L200 169V170H198V169H194V168H192L189 164H188V161L186 162V159H185V157L182 155V151H183V146L186 144L185 143V141L183 140V135L184 136H186L187 135V133L189 132V129H187V128H189V124H192L191 123V121L193 120H189V121H187L188 123H186V126L187 125H189L188 127H186L185 126V122H186V119L187 118H189V117H192L193 116V112H192V110L191 109H187V107H185V108H182V110H180L179 109V111L178 110H174L173 109V112L172 113H174L175 114V119H176V125L175 126H177V128H176V130H173V131H164V130H166L165 128L166 127H168L167 126V124L169 123V120H171V119H169L166 115L168 114V112L166 111L167 110V108L165 107V106H162V108H164V110H165V108H166V110L163 112V110L161 109V108ZM195 107V106H194ZM229 107V108H230ZM115 108H116V106H115ZM115 108H114V106L112 107V109H114V111H115ZM118 108H116V109H118ZM126 108V107H125ZM129 108V107H128ZM129 108V109H130ZM146 108V107H145ZM202 108V107H201ZM122 109V108H121ZM142 109H144V108H142ZM141 109V110H142ZM149 109V108H148ZM158 109H161L162 110V112L160 113V115H159V117H161V118H159L160 119V121H159V119L157 118V111H159ZM193 109V108H192ZM135 110V109H134ZM136 110H138V107H137V109ZM213 110V111H214ZM219 110V109H218ZM229 110V109H228ZM113 111V110H112ZM111 111V112H112ZM114 111H113V113H114ZM120 111V110H119ZM122 112H123V110H121ZM127 111H128V109H126L124 112H123V115H125L124 113L126 112L127 113ZM131 112H134L133 110H130ZM140 111V110H139ZM144 111H147L146 109L144 110ZM150 111V110H149ZM149 111H147V112H149ZM212 111V112H213ZM230 111V110H229ZM229 111H227V112H229ZM108 112L110 113V111L108 110ZM156 112V113H155ZM211 111H209L208 109H206L205 110V112L203 111V114H204V120H203V122H202V132H203V134L205 135V137L208 139L209 137H210V135H212L211 133L215 130V124L213 123V119H214V117H215V115H213V117L211 116V113H210ZM216 112V111H215ZM128 113H129V111H128ZM127 113V114H128ZM159 113V112H158ZM115 114V113H114ZM117 114V113H116ZM121 114V113H120ZM119 114V115H120ZM130 114H132V113H130ZM129 114V116H131ZM139 114V115H140ZM145 114V113H144ZM155 114H156V118L154 119V117H155ZM165 114V115H164ZM214 114V113H213ZM217 114H218V112H217ZM226 114V113H225ZM103 115V114H102ZM169 115H172V114H170V112H169ZM221 115V114H220ZM104 116V115H103ZM108 116V115H107ZM151 116H153L152 118H153V120H152V118H151ZM166 116V117H165ZM225 116V115H224ZM229 115L227 114V117H228ZM102 117V116H101ZM108 117H110V115L108 116ZM117 117H118V115H117ZM119 117H121V116H119ZM126 117V116H125ZM128 117V116H127ZM143 117V121H146V122H143V121H141L140 119H138V118H142ZM163 117H165L164 118V122L165 123H167L166 124V127L163 125L164 123H162L163 121L161 120V119H163ZM230 117V116H229ZM133 118V119H134ZM144 118H145V120H144ZM149 120H148V119ZM213 118V119H212ZM216 118H218V117H216ZM253 118V117H252ZM108 119V118H107ZM127 119V118H126ZM128 119H130V117L128 118ZM132 119V118H131ZM147 119V120H146ZM166 119H168V120H166ZM190 119V118H189ZM225 119V118H224ZM93 120V119H92ZM110 120H108L109 122H110ZM118 120L119 119H117L116 121H117V123L115 122V124H118L120 121L122 122V120H119V122H118ZM136 120V121H137ZM153 122H152V121ZM154 120H157V121H154ZM184 120H185V122H184ZM218 120V119H217ZM216 120V121H217ZM221 120V119H220ZM128 121V120H127ZM159 121V123L157 124L156 122H158ZM162 121V122H161ZM168 121V122H167ZM171 121H174V119H172ZM171 121H170V123L169 124H172L171 123ZM96 123L97 125H98V121H97V119L96 120H93V123ZM105 122V121H104ZM142 122V123H141ZM149 122L151 123V124H149ZM182 124H181V123ZM184 122V123H183ZM215 122V121H214ZM106 123H107V120H106ZM123 125H124V120H123ZM122 123H121V125H122ZM221 123V122H220ZM126 124V123H125ZM129 124V123H128ZM248 124V123H247ZM100 125H98V126H100ZM109 125V127H111ZM138 125V124H137ZM179 125H183L182 127H184V128H181V126H179ZM193 126H194V124H192ZM116 126H118L117 128L114 126V130H119V125H116ZM129 126V125H128ZM127 126V128H126V130L128 131V128H129V131L128 132H130V133H135V131L140 127H142V126H139V127H137V128H133L134 129V131H132L131 130V126L130 127H128ZM150 126V127H149ZM153 126V128H151ZM170 126V125H169ZM192 126V127H193ZM254 127H256L257 128V126H255V125H253ZM259 126V125H258ZM261 126V125H260ZM259 126V127H260ZM104 127H99V128H101L102 130L104 129ZM120 127H123V126H120ZM124 127H125V125H124ZM165 127V128H164ZM246 127V126H245ZM252 127V126H251ZM4 128H6V127H4ZM169 128V127H168ZM168 128H167V130H168ZM195 128V127H194ZM223 128V127H222ZM247 128H249V127H247ZM90 129V128H89ZM110 129H112V127L110 128ZM160 129V130H159ZM186 129V130H185ZM84 130V129H83ZM93 130V129H92ZM91 130V131H92ZM107 130V131H106ZM120 130H121V128H120ZM139 130V129H138ZM138 130H137V135H138ZM142 130V129H141ZM140 130V131H141ZM156 130V131H155ZM194 130H197V128H195ZM94 131V130H93ZM110 131V130H109ZM112 131V133L113 134H115V135H117L118 133L116 132V131H114L113 132V129L111 130ZM124 131H125V129H124ZM124 131H121V133H123ZM132 131V132H131ZM188 131V132H187ZM198 131V130H197ZM84 132H87V131H84ZM98 133V134H100V132H98L97 130L96 131H94V132H91V133H93V134H90L89 133V131H88V135L87 134H85L84 135V137H85V139L84 140H86V136H88L87 138H89L91 141H93L92 139H93V137H94V134L95 133ZM119 132V131H118ZM171 132V133H170ZM96 133V134H97ZM111 133V134H112ZM117 133V134H116ZM141 133H143V135H141V136H144V135H146V132H145V130H143ZM214 133V132H213ZM96 134H95V136H96ZM248 134V135H247ZM90 135V136H89ZM108 135V134H107ZM122 136H123V134H121ZM120 135V132H119V136H121ZM253 135V136H252ZM126 135H124L123 136V138L125 137ZM131 138H134V137H132L131 135H129ZM133 136H135V135H133ZM139 137H140V135H138ZM213 136V135H212ZM91 137H92V139H91ZM107 137V136H106ZM108 137H110V136H108ZM136 137V136H135ZM116 139H115V141H119V142H124L126 139H127V137H126V139H119L118 140V138L117 137H115ZM120 138V137H119ZM221 138V137H220ZM99 139V140H100ZM102 139H103V141H102ZM135 139V138H134ZM206 139V140H207ZM210 139V138H209ZM89 140V141H90ZM121 140V141H120ZM133 139H130V141H132ZM213 140V139H212ZM211 140V141H212ZM127 141H129V138L127 139ZM133 141H135V140H133ZM139 141V142H138ZM148 141V142H147ZM207 141H209V140H207ZM84 142V141H83ZM82 142V143H83ZM96 142H98V140H96ZM100 142V141H99ZM98 142V143H99ZM82 143H81V146H83L82 145ZM92 143V142H91ZM93 143H94V141H93ZM93 143H92V146L94 147V145H97L96 143L93 145ZM110 143V144H109ZM142 145H141V144ZM208 143V142H207ZM207 143H203L204 144V146L207 144ZM216 142H215V140H213L212 141V144L211 145H214ZM125 144H127V143H125ZM218 143H216L215 145H217ZM88 145V144H87ZM115 145V144H114ZM123 145V144H122ZM187 145V144H186ZM201 145H202V143H201ZM80 146V153H79V151L77 150V149H75L76 150V153L78 154L77 156L79 157L80 156V154L81 153H83L84 151H82L84 148L83 147H85V146H83V147H81ZM218 146V145H217ZM228 146L229 147H231V148H228ZM95 147H99V146H95ZM194 147H195V145H192V144H190V146H189V150H190V152H189V155H190V153H191V155H190V161L192 162V160L195 158V157H197L196 155H193L192 154V152H194ZM198 147H200V145H198ZM201 147H203V145L201 146ZM213 147V146H212ZM83 148V149H82ZM90 148H91V144H90ZM102 148V147H101ZM137 148H138V150L140 151H142V149L145 151H138L137 150ZM141 148V149H140ZM86 149H88V148H86ZM126 149H127V151L129 152H127L126 151ZM199 149H201V148H199ZM228 149H230L232 152H230L231 154H233V155H229V152H227L228 151ZM93 150V149H92ZM126 152H125V151ZM137 150V151H136ZM189 150H187V151H189ZM82 151V152H81ZM102 151H105L104 153H106V154H104ZM121 151V150H120ZM199 151V150H198ZM202 151V150H201ZM200 151V152H201ZM111 152V153H110ZM122 152V151H121ZM135 153V155L134 156H136V160L134 159L135 157H133V154ZM141 153H143L142 155L143 156H147V157H145V159H148V161H147V163H146V161H145V163H144V158H143V156L141 155H139V154H141ZM228 153V154H227ZM90 154L92 155V157L90 158ZM97 154V155H98ZM125 154V155H124ZM137 154V155H136ZM145 154V155H144ZM212 154V153H211ZM75 154H73V156H74ZM83 154H81V156H82ZM117 155V156H116ZM128 155L130 156L129 157V159H128ZM201 155V154H200ZM204 154H202L201 156H200V159L202 158V156H203ZM77 156H76V159H78L77 158ZM85 156V155H84ZM112 156V155H111ZM204 156H207V153L204 155ZM203 156V157H204ZM88 157V158H87ZM101 157V158H102ZM117 157V158H116ZM125 157V158H124ZM139 157H140V159H139ZM142 157V158H141ZM151 157H152V161L150 162L149 160L151 159ZM191 157H194V158H191ZM72 158H74V157H72ZM80 158V157H79ZM94 160H93V159ZM127 158V159H126ZM132 158V159H131ZM90 159V160H89ZM96 159H98L99 161H97ZM129 160V161H127V163L129 162V163H132L133 161L135 162H133V165H134V167H132V166H129V167H126L127 165V163H126V161L125 160ZM140 161H139V160ZM154 159V160H153ZM197 159V158H196ZM72 159H70V161H71ZM73 160H75V159H73ZM138 160V161H137ZM143 160V163H141V164H143V165H145L146 167L147 166H151V164H152V167H149V168H144L143 170H144V172H143V170H142V168L144 167L143 165H142V167L138 164L139 162H141ZM78 160H76V162H77ZM89 161L91 162V163H89ZM131 161V162H130ZM137 161V162H136ZM154 161H155V164H154ZM197 161V160H196ZM85 162V163H84ZM93 162H97V163H93ZM110 162V163H109ZM150 162V163H149ZM71 163V162H70ZM73 163H74V161H73ZM72 163V164H73ZM80 163V162H79ZM86 163H87V165H86ZM101 163V162H100ZM109 163V164H108ZM117 165H116V164ZM124 163H126L125 165H124ZM83 164V165H82ZM85 164V165H84ZM89 164H91L90 166L91 167H89ZM97 164V165H96ZM138 164V165H137ZM148 164V165H147ZM204 164V163H203ZM202 164V165H203ZM82 165V167H83V169L82 168H80V166ZM128 165H130V164H128ZM137 165V166H136ZM193 165H198V164H193ZM87 166V167H86ZM95 166V167H94ZM100 167L99 168V170H100V172H99V170L97 169L98 167ZM102 166V167H101ZM140 166V167H139ZM62 167H65V164H61L60 165V168H62ZM84 167H86V168H84ZM104 167V168H103ZM124 167V168H123ZM132 167V168H131ZM135 167H139V169H134L133 170V168H135ZM197 167V166H196ZM88 168H90L89 170H88ZM101 168H103V169H101ZM111 168V169H110ZM122 169V170H125L126 168V172H124V171H122V170H120V169ZM130 168V169H129ZM141 168V169H140ZM85 169V170H84ZM97 169V170H96ZM106 169V170H105ZM87 170V171H86ZM91 170H93V171H95V173H96V176H97V173H98V177H96V176H94L92 173H93V171L91 172ZM103 170V171H102ZM122 171V173H118V172H120V171ZM136 170V171H135ZM138 170H140L139 172H143L142 174H141V178H139L140 177V174H139V172H137ZM146 170V171H145ZM84 171V172H83ZM98 171V172H97ZM106 171V172H105ZM82 172V173H81ZM87 172V173H86ZM89 172H90V176H87V175H89ZM105 172V173H104ZM76 173H78V174H76ZM84 173V174H83ZM104 173V174H103ZM117 173V174H116ZM69 174H70V172H69ZM82 174V175H81ZM86 174V175H85ZM99 174H101V175H99ZM86 176V177H84V179L86 178V180L87 179H90V181H91V179H92V181H94L95 179H93V178H96V181L95 182H97V180L99 181V178H100V185H101V181L103 182V181H105L104 179H103V177L104 178H109V177H111V178H109V179H111V181L110 180H108V178H107V182L106 183H108V184H106L105 186H103V188L105 189H107L106 191H107V193H109L108 195H111V196H108L107 195V193H106V191L104 190V189H101V193H102V195H101V197L100 198H104V200H101V199H99V194H98V192H100L98 189H97V184H99L98 182L97 183H95V185H94V187L95 188H93V183L94 182H90V184L92 185H90V184H88L86 181H84L83 182V180H81V177H83V176ZM135 176V178H134V176ZM77 176H80V178L79 177H77ZM92 176V177H91ZM99 176H103V177H99ZM139 176V177H138ZM64 178L66 177V182L65 183H68L67 181H68V176H66V174L63 176ZM62 177V178H63ZM132 177H133V180H132ZM138 177V178H137ZM61 178V179H62ZM63 178V179H64ZM115 178V180L113 181V179ZM80 179V180H79ZM139 179V180H138ZM129 180H131V182L129 181ZM64 181V180H63ZM62 181V182H63ZM75 181H77L76 183H77V188H76V183H75ZM80 181V182H79ZM110 181V182H109ZM117 182V184H116V182ZM133 181H134V183H133ZM81 182L82 183H85L84 185H82L81 186ZM127 182V183H126ZM132 184V185H125V183L126 184ZM199 183V186L198 187H190V185L189 186H187L186 184H189V183H192V184H194V183ZM64 183V182H63ZM118 183L120 184V185H118ZM105 184V183H104ZM123 184V185H122ZM100 185H98V186H100ZM117 185H118V190L117 189H115V187H117ZM155 185H156V187H155ZM195 185V184H194ZM88 188H87V187ZM119 186H123V187H119ZM154 186V187H153ZM168 186H170V187H168ZM83 187V188H82ZM85 187V188H84ZM64 188V187H63ZM76 188V189H75ZM78 188H79V190H78ZM81 188V189H80ZM86 189H88V190H86ZM93 189V190H92ZM97 189V190H96ZM115 189V190H114ZM94 190H96L97 192H93L92 193V191H94ZM71 191H73V192H71ZM75 191V192H74ZM81 191V193H79ZM91 191V192H90ZM112 191H115V193L114 192H112ZM195 191H197V192H201L203 195L202 196H200V197H198V198H190V197H186L185 195L187 194V193H189V192H195ZM66 192H64V193H66ZM78 192V193H77ZM84 192H89L90 193V195L88 194V193H84ZM111 192V193H110ZM207 193V195H204V193ZM55 193V190H51V194L53 195ZM63 192H61V193H59V195L60 194H62ZM73 193V194H72ZM77 193V194H76ZM167 193H170V195H166ZM79 194V195H78ZM88 194V195H87ZM95 194V195H94ZM105 194V195H104ZM67 195V194H66ZM75 195H77V196H75ZM68 196V195H67ZM86 196V197H85ZM105 196V197H104ZM81 197V198H80ZM87 197H91V198H89V200L88 201H90V200H92V201H90L89 203L90 204H92V203H94V209L96 208V210H94V212L96 211L97 212V210H101V209H103L104 210V208H106L105 210L106 211H104V216L106 215V219H105V217L103 216V218L105 219V221L104 222H101V223H103V224H101L100 225V221L96 218V215H97V213H94V215H93V213H92V215H91V218H90V216L89 215H87L88 213L89 214H91V209H90V207L92 208V205H90L89 206V203L86 201V203H84L85 202V198H86V200L88 199ZM109 200H108V199ZM74 199V200H73ZM83 199V200H82ZM61 200V199H60ZM80 200V201H79ZM81 201H82V203H81ZM84 201V202H83ZM67 202V203H68ZM78 204V205H77ZM85 204H86V208H85ZM108 204H110V205H108ZM87 205H88V208H87ZM96 206V207H95ZM107 206H109L108 207V209H107ZM111 206V207H110ZM16 208L17 207H15V209L14 210H16ZM108 211V213H105V212H107ZM75 212V213H76ZM101 212V211H100ZM14 214H16V212L14 213ZM18 215V214H17ZM108 215V216H107ZM98 217H99V215H97ZM32 217V216H31ZM50 217V216H49ZM86 217H87V219H88V221H85V222H83L84 221V219L86 220ZM72 218V219H71ZM92 218H96L95 220L96 221H94V219H92ZM69 219L70 220H72V221H69ZM92 220V221H90V220ZM66 221H67V218H66ZM98 221V222H97ZM15 222H16V220H15ZM45 222V221H44ZM83 222V223H82ZM93 222H94V225H93ZM75 223V222H74ZM45 224V223H44ZM87 226V227H86ZM91 226H93L94 227V229H91ZM44 227H46V226H44ZM69 227V226H68ZM15 228H16V225H15ZM70 228V227H69ZM82 228V227H81ZM46 230H47V228H46ZM78 231V230H77ZM76 231V235L78 234L79 235V233L80 234H82L81 232H77ZM42 232H43V230H42ZM45 233V232H44ZM89 233V234H88ZM47 234V233H46ZM43 235V234H42ZM41 235V236H42ZM37 235L35 234V236L33 235L32 237H36ZM45 236V235H44ZM51 236V235H50ZM85 236V237H84ZM48 237H49V235H48ZM48 238H46V240H47ZM50 239V238H49ZM41 240H45V238H42L41 237ZM48 241V240H47ZM47 241H45V242H47ZM84 241H86V240H84ZM51 242V241H50ZM62 243H63V241H62ZM66 242L64 241V244H65ZM80 243H82V244H80ZM47 244H48V242H47ZM67 244V243H66ZM86 244V245H85ZM81 245H84V246H81ZM58 246V245H57ZM63 244H62V246H61V244H60V247H62L63 248ZM68 247V246H67ZM82 247V248H81ZM35 248V247H34ZM66 248V247H65ZM69 248V247H68ZM88 248V249H87ZM67 249V248H66ZM65 249V250H66ZM70 249V248H69ZM72 249V248H71ZM70 249V250H71ZM82 249V250H81ZM86 249H87V251H86ZM35 250H37V249H35ZM42 250V249H41ZM62 250V249H61ZM64 250V249H63ZM74 250V249H73ZM76 250V249H75ZM89 250V251H88ZM47 251H49V250H47ZM72 251V250H71ZM79 251H80V253L81 254H79L80 256H79V258L77 257V255H78V253H79ZM35 253H36V251H35ZM45 253V252H44ZM83 253V254H82ZM48 254V253H47ZM62 254H64V252L63 253H61V257L62 256H64V255H62ZM76 256H75V255ZM24 255V254H23ZM46 255V254H45ZM55 255V254H54ZM81 255H82V257H81ZM35 256H37V255H35ZM39 256V255H38ZM37 256V257H38ZM66 256H64V258H66V259H68V257H66ZM25 257V256H24ZM29 257V256H28ZM36 257V258H37ZM55 257V256H54ZM61 257H60V259H61ZM76 257V258H75ZM32 258H34V257H32ZM42 258H48L47 257V255L45 256V257H43L42 256ZM57 258V257H56ZM55 258V259H56ZM29 259V258H28ZM40 259V258H39ZM51 259V258H50ZM65 259V260H66ZM40 261V260H39ZM43 261H45V260H43ZM58 261V260H57ZM57 261H56V263H57ZM69 262L68 260H67V262H69L68 264H71V263H73V262ZM28 262V261H27ZM53 262V261H52ZM54 262H55V260H54ZM61 262V264H63V262H62V259H61V261H59L57 264H59ZM66 262V263H67ZM32 262H30V264H31ZM37 263V262H36ZM35 263V264H36ZM65 263V264H66ZM78 263V264H79ZM82 263V264H83ZM38 264V263H37Z\"/></svg>",
  "mask_w": 264,
  "mask_h": 264
},
{
  "label": "built area",
  "instance_id": "built-area-1",
  "mask_svg": "<svg viewBox=\"0 0 264 264\" xmlns=\"http://www.w3.org/2000/svg\"><path fill=\"white\" fill-rule=\"evenodd\" d=\"M242 47L249 53L247 69L257 74H264V30L249 37Z\"/></svg>",
  "mask_w": 264,
  "mask_h": 264
}]
</instances>
